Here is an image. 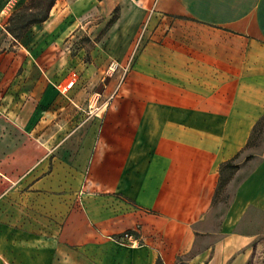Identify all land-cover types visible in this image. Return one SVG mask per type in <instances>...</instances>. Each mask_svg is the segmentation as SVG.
<instances>
[{
  "label": "crops",
  "instance_id": "obj_1",
  "mask_svg": "<svg viewBox=\"0 0 264 264\" xmlns=\"http://www.w3.org/2000/svg\"><path fill=\"white\" fill-rule=\"evenodd\" d=\"M263 119L264 0H0V264H244Z\"/></svg>",
  "mask_w": 264,
  "mask_h": 264
},
{
  "label": "rangeland",
  "instance_id": "obj_2",
  "mask_svg": "<svg viewBox=\"0 0 264 264\" xmlns=\"http://www.w3.org/2000/svg\"><path fill=\"white\" fill-rule=\"evenodd\" d=\"M49 3H50V0H47V6ZM117 18H118V10H115L109 17H103V16L96 17V20H94L92 24H90L94 28V32H92V39L95 42H98L114 26V24L117 22ZM87 39L91 40L90 38H87ZM83 40L84 38H80V42ZM78 41L79 40H75L72 43H70L71 47H73L74 45H77L76 43ZM259 131H260L259 135H257L253 145L249 149L244 151V153H242V155L239 157L240 159L238 158L239 160H241L248 152L256 153V156L257 154H260L261 147L264 144V123L261 126ZM229 172H230L229 169L225 170L224 172L225 178L221 181V184H220L218 198L222 200V205H225V203H227L230 198V193H229L230 191L226 189V185H225L226 183H224V181L227 179L226 175ZM219 215H216V220L219 217ZM216 234H217V229H213L212 239H215L214 236ZM209 239L211 240V238ZM249 250H251L250 254L248 258L246 259V261L244 262V264H264V237H259L255 242L254 248L252 249L250 248ZM66 264H90V263L86 260L79 259V260L69 262ZM176 264H186V263L183 261H178L176 262Z\"/></svg>",
  "mask_w": 264,
  "mask_h": 264
},
{
  "label": "trees",
  "instance_id": "obj_3",
  "mask_svg": "<svg viewBox=\"0 0 264 264\" xmlns=\"http://www.w3.org/2000/svg\"><path fill=\"white\" fill-rule=\"evenodd\" d=\"M53 2H54V0H50V3L47 6V0H32V5L35 8H38V5H40L41 12H42L43 8L48 11L49 8L51 7V5L53 4ZM44 3H45V5H44ZM35 20H36V18H33V17L30 20H24V13L22 12V13L16 15V17H14V19H12L10 21V27H9V29L15 34V36H19L20 33L27 26H29L30 24L36 22ZM259 132L260 131H254V134L252 135L251 139L249 140V142L246 145L247 147L253 145V143H254L257 135H259ZM235 158H237V156L234 157V159L229 160V161L223 163L222 166H221V169L222 170L223 169L224 170L225 169H232V170L237 169L238 165L233 163V161L235 160ZM225 182H226V180L224 181V183Z\"/></svg>",
  "mask_w": 264,
  "mask_h": 264
},
{
  "label": "built area",
  "instance_id": "obj_4",
  "mask_svg": "<svg viewBox=\"0 0 264 264\" xmlns=\"http://www.w3.org/2000/svg\"><path fill=\"white\" fill-rule=\"evenodd\" d=\"M105 72H106L107 75H113V74L119 73L120 74V81L119 82L122 83V81L124 80V78L126 76L127 68H125V67L122 68V67L119 66V64L116 61H111L107 65V67L105 69ZM72 84H73V80L69 81L66 84V87L68 88ZM118 86H117V88H118ZM120 239H124V240L130 241V242H135L136 241V236L132 232L127 231V232H124L120 236Z\"/></svg>",
  "mask_w": 264,
  "mask_h": 264
}]
</instances>
